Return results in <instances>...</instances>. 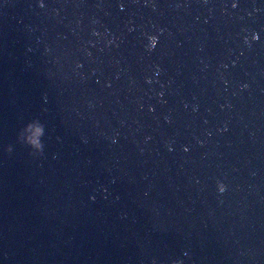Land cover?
<instances>
[{
  "label": "water",
  "instance_id": "obj_1",
  "mask_svg": "<svg viewBox=\"0 0 264 264\" xmlns=\"http://www.w3.org/2000/svg\"><path fill=\"white\" fill-rule=\"evenodd\" d=\"M176 259L264 264V0H0V264Z\"/></svg>",
  "mask_w": 264,
  "mask_h": 264
},
{
  "label": "clouds",
  "instance_id": "obj_2",
  "mask_svg": "<svg viewBox=\"0 0 264 264\" xmlns=\"http://www.w3.org/2000/svg\"><path fill=\"white\" fill-rule=\"evenodd\" d=\"M235 7V5H233ZM256 36H252V40H256ZM147 44L146 50L151 51L157 44V37L154 35L146 36ZM247 43V40L245 41ZM46 111V110H42ZM45 136V126L39 119H32L26 123L17 133L16 143L25 147L28 150V155L33 158H38L43 155L44 143L43 138ZM13 151L12 146L5 148V152L11 154ZM218 193L223 194L226 191V187L223 184L218 183ZM186 259H191L187 252L182 254ZM155 264V261H153ZM172 264H184L183 259H176L172 261Z\"/></svg>",
  "mask_w": 264,
  "mask_h": 264
}]
</instances>
